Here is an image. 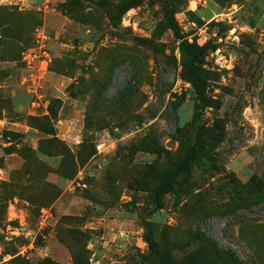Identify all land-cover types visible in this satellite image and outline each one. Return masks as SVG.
I'll list each match as a JSON object with an SVG mask.
<instances>
[{
	"label": "rangeland",
	"instance_id": "374dc122",
	"mask_svg": "<svg viewBox=\"0 0 264 264\" xmlns=\"http://www.w3.org/2000/svg\"><path fill=\"white\" fill-rule=\"evenodd\" d=\"M0 264H264V0H0Z\"/></svg>",
	"mask_w": 264,
	"mask_h": 264
},
{
	"label": "trees",
	"instance_id": "16d2710c",
	"mask_svg": "<svg viewBox=\"0 0 264 264\" xmlns=\"http://www.w3.org/2000/svg\"><path fill=\"white\" fill-rule=\"evenodd\" d=\"M194 84L198 89V98L200 99V108L203 109L208 105V99L205 93L204 84L201 83L198 79H194Z\"/></svg>",
	"mask_w": 264,
	"mask_h": 264
}]
</instances>
